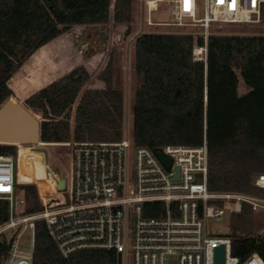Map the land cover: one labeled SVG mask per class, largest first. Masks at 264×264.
<instances>
[{
  "label": "trees",
  "instance_id": "trees-1",
  "mask_svg": "<svg viewBox=\"0 0 264 264\" xmlns=\"http://www.w3.org/2000/svg\"><path fill=\"white\" fill-rule=\"evenodd\" d=\"M111 1L0 0V106L13 95L8 78L33 50L73 26L107 22L113 9L116 21L132 20L133 0ZM115 26L121 37L122 27L111 20V48ZM203 44L191 34L146 33L137 38L135 72L141 84L133 103L135 144L154 151L171 144L195 146L206 133L209 189L264 195L254 184L264 173V35L213 33L206 62L193 54ZM91 76L86 66H77L36 88L25 106L42 117L43 130L62 142L72 140L70 135L79 142L118 141L123 136L124 92L114 85L112 62L99 75L102 84L87 89L95 81ZM240 76L248 88L244 95L239 93ZM35 81L28 82L37 86ZM15 153L14 145L0 144V155ZM19 187L36 199L24 213L40 211L37 188ZM233 215L236 222L228 234L233 254L245 258L258 252L264 258V236H249L252 212L244 207ZM8 219L9 202L0 199V225ZM7 240L0 238L2 255L9 249ZM34 264L118 263L116 253L107 250L64 257L46 223L38 221Z\"/></svg>",
  "mask_w": 264,
  "mask_h": 264
},
{
  "label": "built area",
  "instance_id": "built-area-1",
  "mask_svg": "<svg viewBox=\"0 0 264 264\" xmlns=\"http://www.w3.org/2000/svg\"><path fill=\"white\" fill-rule=\"evenodd\" d=\"M150 1L144 0L146 25L202 29L197 38L204 44L196 45L193 54L205 62L213 26L258 24L264 13V0H152L154 7ZM162 5L169 6L170 17L156 21L152 14ZM71 138L57 198L45 200L40 191L42 209L33 213H24L26 199L18 195L19 186L28 184L18 179L19 156L0 155V199L9 202V219L0 225V238H8L9 249L0 254V264H34L38 221L46 223L64 257L107 250L116 253L118 264L126 257L132 264H215V250L224 245V264H264L258 252L234 255L229 233L209 226L244 207L264 211V196L209 189L206 133L198 145L171 144L158 151L136 145L133 135L118 141ZM157 152L172 159L170 168ZM254 184L264 189V173ZM26 232L28 245L22 241ZM258 235L264 236V230Z\"/></svg>",
  "mask_w": 264,
  "mask_h": 264
},
{
  "label": "rangeland",
  "instance_id": "rangeland-1",
  "mask_svg": "<svg viewBox=\"0 0 264 264\" xmlns=\"http://www.w3.org/2000/svg\"><path fill=\"white\" fill-rule=\"evenodd\" d=\"M112 2L113 0L111 3ZM111 7H113V5H111ZM146 14L144 0H133L132 20L122 22L116 21L114 19L113 9V13L110 10V17L107 22L73 26L70 30L56 39L33 50L15 67L13 73L8 78V84L13 91L11 97H14L19 100L21 104L25 105V99L30 93L36 90V88H39L42 85H47L49 82L53 81V79H56L80 65L86 66L88 70L92 72L90 80L95 78V81L87 88L92 89L94 86H100L102 84L99 75L111 61L114 72V85L121 88L124 92L123 136L133 135V103L135 91L141 84V80L135 72V42L137 38L146 33L191 34L197 38L202 30L199 27L190 25L183 27L148 26L145 23ZM169 17L170 10L167 5L160 6L159 11L152 14V18L156 21L167 19ZM111 20L114 21L115 24L119 23L122 27L121 37H119L117 26H115L112 48L110 44L112 37V30L110 28ZM212 30L214 33L223 35H264V14L262 16V21L258 24L215 25ZM34 78L37 86L33 83L31 85L30 82H28L34 80ZM87 89L85 85L82 91ZM247 91L248 88L245 85L243 78L240 76L239 93L240 95H244ZM17 94H19V97L16 96ZM74 105L71 111V117ZM30 111L38 117L40 124H42V121H44L42 117L35 111ZM40 127L43 142L52 144L63 143L56 135H50L49 132L43 130V126L40 125ZM14 146L16 148V154L19 156L20 148L16 145ZM24 147H30L32 150L44 152V158L49 173L55 178H58V180L65 177L69 160L68 146L26 145ZM26 185L35 186L37 188V202L42 206L39 186L35 183H28ZM22 189L23 187H19L18 195L26 199L25 206L22 209L25 211V209L34 205L36 199L33 196L27 197ZM251 212V221L253 224L251 223L247 225L248 231L249 233L258 235L264 230V211ZM235 222L234 215H231L230 217V215L227 214L221 220H211L209 226L216 232L227 234L231 232V223ZM243 234H247V232H244ZM10 236L11 233H8V237ZM22 241L24 244L28 245L30 241L29 232L24 234ZM123 264H132L131 258L126 257L123 260ZM169 264L175 263L170 261Z\"/></svg>",
  "mask_w": 264,
  "mask_h": 264
},
{
  "label": "bare ground",
  "instance_id": "bare-ground-1",
  "mask_svg": "<svg viewBox=\"0 0 264 264\" xmlns=\"http://www.w3.org/2000/svg\"><path fill=\"white\" fill-rule=\"evenodd\" d=\"M151 6H155V1H150ZM8 101L12 105L21 104L19 100L15 99L14 97H9ZM23 105V104H21ZM12 107V106H11ZM25 108V107H24ZM30 115L38 122L39 128V142L36 144H29L27 141H30V136H25L26 141H0V144H9V145H16L19 149V174L18 179L21 183H35L39 186L41 194L45 200L48 199H56L57 198V191L59 189V180L52 176L49 173L48 166L45 162L44 152L32 150V148H25L24 146L28 145H61V146H68L70 147L72 140L63 142V143H46L41 140V127L38 117L25 108ZM7 112V111H6ZM48 153V152H47Z\"/></svg>",
  "mask_w": 264,
  "mask_h": 264
},
{
  "label": "water",
  "instance_id": "water-1",
  "mask_svg": "<svg viewBox=\"0 0 264 264\" xmlns=\"http://www.w3.org/2000/svg\"><path fill=\"white\" fill-rule=\"evenodd\" d=\"M83 92L84 91L80 93L81 96ZM80 95L79 101L81 99ZM24 107L27 108L25 105L21 104L12 105L8 100L0 106V141L20 140L24 142L29 140L26 139V137L30 136V141H27L29 144H36L39 142L38 122ZM28 110L30 111V109ZM156 154L167 168L171 167V158L166 157L162 152H157ZM224 261L225 246L221 245L215 250V264H224Z\"/></svg>",
  "mask_w": 264,
  "mask_h": 264
},
{
  "label": "snow or ice",
  "instance_id": "snow-or-ice-1",
  "mask_svg": "<svg viewBox=\"0 0 264 264\" xmlns=\"http://www.w3.org/2000/svg\"><path fill=\"white\" fill-rule=\"evenodd\" d=\"M186 3H187V0H186Z\"/></svg>",
  "mask_w": 264,
  "mask_h": 264
}]
</instances>
